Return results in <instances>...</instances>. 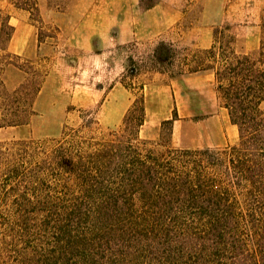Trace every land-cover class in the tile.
Listing matches in <instances>:
<instances>
[{"label":"trees","instance_id":"16d2710c","mask_svg":"<svg viewBox=\"0 0 264 264\" xmlns=\"http://www.w3.org/2000/svg\"><path fill=\"white\" fill-rule=\"evenodd\" d=\"M39 19L53 0H10ZM146 11L155 2L148 0ZM0 8V128L27 124L44 75L7 51L13 34ZM216 29L206 50L180 56L160 42L153 63L172 78L213 77L234 144L175 149L142 140L143 99L118 131L92 133V120L59 139L0 145V257L8 264H264V15L257 52L238 53ZM13 68L21 81L8 89ZM176 117V116H175ZM170 138V137H169ZM7 228V231H6ZM7 240L6 242H4Z\"/></svg>","mask_w":264,"mask_h":264},{"label":"rangeland","instance_id":"374dc122","mask_svg":"<svg viewBox=\"0 0 264 264\" xmlns=\"http://www.w3.org/2000/svg\"><path fill=\"white\" fill-rule=\"evenodd\" d=\"M154 2L145 16L139 0H53L49 7L42 4L39 19H32L10 0H0L14 30L7 51L19 56L24 68L31 64L44 75L27 124L0 128L2 148L19 141L59 139L67 129L92 120L98 125L93 123L88 134L118 131L141 99L142 140L157 142L162 122L171 120L170 135L163 129V140L169 139L172 148L221 149L234 144L237 129L221 108L212 75L172 78L157 71L154 51L160 42L172 44L180 56L187 50H206L214 31L225 29L236 38L238 53H255L264 0ZM9 70L5 79L11 90L21 74ZM261 109L264 112V104ZM10 203H0V222H11ZM8 262L9 253L0 257V264Z\"/></svg>","mask_w":264,"mask_h":264},{"label":"crops","instance_id":"0c3cea01","mask_svg":"<svg viewBox=\"0 0 264 264\" xmlns=\"http://www.w3.org/2000/svg\"><path fill=\"white\" fill-rule=\"evenodd\" d=\"M120 1H122L123 3H124V1H128V2H132V0H120ZM152 9L153 8H151V9H149V10H146L145 11V16H149L150 15V13H151V11H152ZM62 15V14H61ZM264 104V101H263V103H262V105Z\"/></svg>","mask_w":264,"mask_h":264}]
</instances>
